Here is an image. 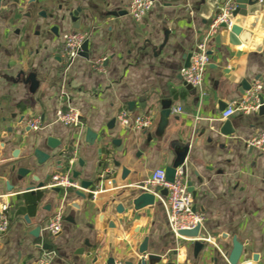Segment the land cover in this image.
Here are the masks:
<instances>
[{"label":"crops","instance_id":"obj_1","mask_svg":"<svg viewBox=\"0 0 264 264\" xmlns=\"http://www.w3.org/2000/svg\"><path fill=\"white\" fill-rule=\"evenodd\" d=\"M129 3L2 2L0 207L9 204L11 224L6 232L0 231V264H37L44 253L52 254L51 264H110L111 259L113 264H141L139 248L146 237L149 250L144 255L161 257L153 264H229L224 255L231 253L234 237L244 246L241 264L253 263L255 255L257 264H264V153L247 146L264 128V115L256 110L222 119L229 104L243 96L244 81L252 86L260 80L264 86V47L250 49L249 44L233 45L228 39L218 45L220 28L209 40L211 63L204 86L194 87L195 92L185 85L181 70L222 5L211 11L204 0H154L152 11L137 22L128 14ZM79 7L81 27L73 29L74 22L63 16ZM74 30L87 35L88 57L81 55L67 67L61 57L62 36ZM255 33L264 35L260 30ZM99 59L102 69L96 66ZM33 73L39 83L36 90L27 81ZM63 90L80 113L82 133L55 121L65 102ZM165 101L172 110L170 122L157 135ZM121 111L151 116L153 124L146 130L124 128L117 120ZM37 116L43 127L34 131L29 121ZM227 120L235 129L228 137L219 132ZM89 128L100 135L93 145L87 142ZM50 136L60 141L57 149L42 146L51 158L41 166L31 159L33 175L45 187L26 191L27 184L17 181L16 171ZM115 139L121 145H115ZM65 146L69 155L54 157ZM184 147L189 149L183 166L193 208L205 214L202 232L217 245L205 241L198 257L195 239L177 237L170 229L159 199L140 211L129 205L153 171L170 166ZM114 159L121 162L119 168ZM124 166L131 171L125 181ZM113 169L116 175H110ZM74 170L82 174L75 187L57 193L48 186L54 174ZM84 179L101 187L95 197L80 188ZM77 190L86 196H78ZM120 205L125 207L123 213L118 211ZM21 206L28 209L29 221L18 212ZM58 211L64 215L63 227L52 235L47 223Z\"/></svg>","mask_w":264,"mask_h":264},{"label":"built area","instance_id":"obj_2","mask_svg":"<svg viewBox=\"0 0 264 264\" xmlns=\"http://www.w3.org/2000/svg\"><path fill=\"white\" fill-rule=\"evenodd\" d=\"M154 0H130L128 6V14L137 22L142 21L152 11ZM235 8L233 0H227L219 7L212 23L210 24L207 36L200 41L191 54L190 65L181 70V76L185 83L195 88L204 86L205 74L208 65L211 63L209 54V40L213 37L221 25L229 23L231 13ZM87 40V35L79 31H69L62 36L61 57L67 67L73 64L76 58L81 56L83 52V44ZM103 59L96 61V66L102 69ZM263 82L256 80L251 88L237 100L232 101L222 113V119H227L237 112L249 114L256 111L261 106L260 97L263 91ZM204 93V92H203ZM61 97L64 98V105L61 106L55 114V121L67 127L75 128L82 133L83 125L79 111L71 105V98L68 91L63 90ZM181 111V109H179ZM117 120L124 128H133L137 130L149 129L153 124V118L148 115L132 116L128 111H121ZM29 126L34 131H39L43 127L42 117L37 116L29 121ZM247 146L264 153V128L261 129L254 137H252ZM72 162V161H71ZM152 177L149 178L146 188L148 190L160 186L167 191L166 194L157 193L158 199L163 203L167 213L168 224L170 229L177 237H180V230L194 229L205 221V214L196 211L193 208L194 197L187 184V177L184 166L177 168L174 182L170 183L166 179L164 168H157L153 171ZM77 184L72 181L71 171L65 173L54 174L49 183L50 188H69L75 187ZM101 191V187L95 186L89 189V192L95 197ZM0 231L6 232L10 228L11 217L9 212V204L4 203L0 207ZM64 215L62 211L56 212L47 223V230L50 234L56 235L62 230ZM182 237V236H181ZM204 241L216 245L212 237H205ZM217 246V245H216ZM227 259V255H224ZM52 254L44 253L37 264H51ZM114 264H124L116 261Z\"/></svg>","mask_w":264,"mask_h":264},{"label":"water","instance_id":"obj_3","mask_svg":"<svg viewBox=\"0 0 264 264\" xmlns=\"http://www.w3.org/2000/svg\"><path fill=\"white\" fill-rule=\"evenodd\" d=\"M227 0H204V6L206 4L210 5L211 11H214L218 8L219 5H223ZM2 2L3 0H0V9L2 7ZM235 4V8L233 9L231 13V20L229 23H224L221 25L220 33L216 36V43L218 45H221V43H225V40L228 39L229 42L233 45H240L242 43L244 44H249L250 49H256L260 50L264 47V35L261 33H255L253 35V32H256L257 30H260L262 33H264V0H233ZM82 8L78 9H73L68 12L67 15L63 16V19H66V17H70L71 21L74 22V27L73 29H79L80 26V12ZM113 15H117L118 13L113 12ZM41 15L43 17H46V13L42 12ZM52 31L54 33H58V27L54 26L52 28ZM83 52L82 56L88 57V51H89V41L86 40L83 44ZM191 54L190 53L187 56V61H186V66L189 67L190 65V59H191ZM211 54V52H210ZM28 82H31L33 90H36L38 87L39 83L38 80H36L35 74H31L28 79ZM187 85L188 89H192L195 92V88L190 85L185 83ZM242 90L241 94L244 95L247 90L251 88V84L247 81H244L242 83ZM260 103L261 106L259 107V113L261 115H264V99L260 97ZM164 109L161 113V118L157 128V135H162L165 129L168 126L169 121V116L171 114V107H170V102L165 101L163 103ZM230 120H227L219 129V132L225 136H230L235 133V129L232 125ZM10 131V130H9ZM99 134L98 132L93 131L92 129H87V142L90 144H94L98 139H99ZM152 140V139H151ZM37 143V141H36ZM113 143L116 145H121V140L120 139H115ZM60 141L56 139L53 136L47 137L43 142L40 143L39 147L35 148L33 150V153L27 156L25 160V166L19 167L16 171V166H12V172H17L16 173V179L19 182H23L27 184L26 191H30L32 193L36 192V190L43 189L45 187V184L43 182H39V177L36 175H33V167L34 164H32L31 159L34 157L36 163V166H41L44 165L50 158L51 155L47 152H45L42 149V146H47L50 149H57L59 147ZM41 146V147H40ZM188 147H184L182 151H179L177 153L175 161L170 165L165 168V173H166V179L168 182L172 183L174 182L175 175L177 168L180 166H183L185 163V159L187 154H188ZM101 152V151H100ZM67 153V154H66ZM15 155V154H14ZM65 155H69V147L65 146L63 151L59 152L57 155H54V157H62ZM15 157V156H14ZM70 157V156H69ZM58 164L61 165L62 161H58ZM79 165L81 167L84 166V162L82 160L79 161ZM113 165L116 168H119L121 166V162L118 160H113ZM131 174V171L127 167L122 168V176L121 179L125 181ZM81 172L78 170H74L72 173V181H75L80 177ZM110 175H116V170L113 169L110 172ZM28 178H31L28 180ZM98 180H102L101 177L98 178ZM9 185V184H8ZM94 185V181L90 180H82L80 184V188L82 190H89L92 188ZM190 186V191H192V187ZM9 190L13 188L11 185L8 186ZM57 193L61 192V188H54ZM77 195L80 197H85L86 194L84 191H76ZM157 193L160 194H166L167 191L165 189H162L160 186L155 187L154 189L148 190L146 187H141V189L138 192V195L135 196V198L131 199L129 201V205L134 208L135 211H140L146 207L153 206L157 203L158 197ZM18 212L25 216V219L29 221V216L27 215V210L26 207L21 206L18 208ZM125 210V207L123 205H120L118 207V211L123 213ZM37 231L40 230V227L36 229ZM180 235L185 238H191L195 239L194 241V251H195V256L198 257L199 254L202 252V250L205 248V234L202 232V226L198 225L194 229H183L179 231ZM34 235H37L34 233ZM148 243H149V238L146 237L143 242L141 243V246L139 248V253L142 256L140 259L141 264H148L152 263L154 261H157L158 263L161 261V257H158L157 255L154 254H147L144 255L148 249ZM243 251H244V246L243 244L236 238H233V247L231 250V253L228 256V263L229 264H241L242 262V256H243ZM253 263L251 264H257V261L259 260V257L257 255L253 256ZM113 260L111 259L109 261L110 264H113Z\"/></svg>","mask_w":264,"mask_h":264}]
</instances>
